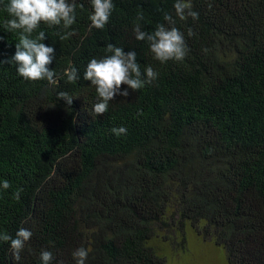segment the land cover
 I'll use <instances>...</instances> for the list:
<instances>
[{
  "label": "trees",
  "instance_id": "obj_1",
  "mask_svg": "<svg viewBox=\"0 0 264 264\" xmlns=\"http://www.w3.org/2000/svg\"><path fill=\"white\" fill-rule=\"evenodd\" d=\"M173 3L113 0L108 23L95 29L89 0H76L66 40L41 24L55 85L0 64V178L10 185L0 192V230L32 232L19 262L0 243V264H40L42 249L51 264H74L78 247L88 250L85 264H165L150 244L186 228L222 248L228 264H264V0H191L197 18L183 21ZM165 12L189 53L161 65L132 29L166 24ZM16 39L0 28V61ZM108 43L135 51L141 71L151 65L159 76L96 115L94 86L68 83L62 70L70 61L82 76ZM121 125L127 134L113 135ZM161 229L172 237L160 239Z\"/></svg>",
  "mask_w": 264,
  "mask_h": 264
},
{
  "label": "clouds",
  "instance_id": "obj_2",
  "mask_svg": "<svg viewBox=\"0 0 264 264\" xmlns=\"http://www.w3.org/2000/svg\"><path fill=\"white\" fill-rule=\"evenodd\" d=\"M89 4L87 19L90 27L103 29L114 9L113 0H89ZM76 8V0H0V12L6 13V18H0V28L15 33L17 37L13 54L6 61H0V64L7 62L14 65L16 74L23 80L30 82L44 80L50 85H55L57 73L48 67L53 61L54 48L42 43L45 31L39 30L40 25L49 28L56 26L58 30H63L58 31V37L59 40H66L75 35L71 26L76 21ZM173 9L181 21L186 16L195 20L198 15L191 10V0H174ZM137 19H142V15L138 14ZM163 21L166 24L157 23L150 31L143 30L139 23H135L132 29L134 38L147 44L152 58L159 64L163 65L170 60L182 62L189 53L185 34L175 26L176 21L167 12L163 14ZM187 35H192L191 30ZM104 52L105 55L99 58L93 56L88 60L82 76L70 61L62 70L66 82L77 83L82 78L94 86L96 102L92 105V112L96 115H102L108 110L109 102L114 96L126 97L129 90L142 89L156 81L159 76V72L151 65L145 66L141 71L137 54L133 50L124 51L123 48L108 43L104 47ZM121 84L126 87L121 89ZM55 96L57 100L63 99L67 105L72 103L73 97L65 91H58ZM137 115H140L139 110ZM110 131L115 136L127 134V129L123 125L113 127ZM9 186L7 179L0 178V192L7 190ZM20 191L17 189L12 193L14 199H19ZM31 236L32 232L23 227L14 235L0 230V243H6L12 260L19 262L20 253L25 249ZM71 256L74 264H85L88 250L78 247ZM39 260L40 264H51L53 253L42 249L39 252Z\"/></svg>",
  "mask_w": 264,
  "mask_h": 264
},
{
  "label": "rangeland",
  "instance_id": "obj_3",
  "mask_svg": "<svg viewBox=\"0 0 264 264\" xmlns=\"http://www.w3.org/2000/svg\"><path fill=\"white\" fill-rule=\"evenodd\" d=\"M157 232L162 240L171 236L163 229ZM173 236L168 243L162 244L157 240L150 244L165 258V264H228L222 248L206 237L197 236L189 228H186L182 237L177 234Z\"/></svg>",
  "mask_w": 264,
  "mask_h": 264
}]
</instances>
